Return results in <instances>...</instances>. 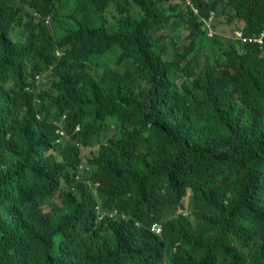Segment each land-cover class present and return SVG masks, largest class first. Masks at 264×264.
I'll return each mask as SVG.
<instances>
[{"label":"trees","instance_id":"obj_1","mask_svg":"<svg viewBox=\"0 0 264 264\" xmlns=\"http://www.w3.org/2000/svg\"><path fill=\"white\" fill-rule=\"evenodd\" d=\"M17 1L0 0V264H264V41H239L198 74L195 42L169 61L154 46L170 21L166 0H84L88 12L119 4L112 30L80 12L64 24L63 0ZM192 2L190 25L225 4L244 37L264 32V0ZM24 5L39 22L26 14L19 41ZM115 49L134 70L108 68L97 81L86 62L101 66ZM48 71L52 95L35 103L31 78ZM180 78L194 86L175 89ZM64 114L71 140L57 143ZM110 119L119 136L91 149L83 172L75 142L94 144ZM57 191L59 209L49 202ZM98 202L129 217L99 219ZM167 204L193 206V218H166Z\"/></svg>","mask_w":264,"mask_h":264},{"label":"rangeland","instance_id":"obj_2","mask_svg":"<svg viewBox=\"0 0 264 264\" xmlns=\"http://www.w3.org/2000/svg\"><path fill=\"white\" fill-rule=\"evenodd\" d=\"M14 1L16 4H20L17 0ZM187 1L188 0H166L164 5L165 9L169 12L170 21L168 23L162 24L159 29L155 30L152 40L156 50H158L161 57L167 61L174 57L175 50L183 51L186 46L190 44V42H195V49L191 57L194 58L196 62V72L199 74L201 69L210 61H215L216 65H219V61L221 63L225 52H228L232 45L236 46L237 49H241V46L238 43L239 40H237L235 37V32L241 30L243 24L238 21H231V9H229L225 4H221L216 8V10H214V18L211 22L214 32L213 36L210 37L208 35L209 32L206 30L207 27L205 24H203V22H197L193 25L188 24V15L190 13L189 9L187 8ZM62 2L63 9L61 10L59 19H61L64 24L72 23V19L67 16H75L76 12H80V14L77 16L78 19L83 20L90 26L96 28L105 26L109 30H112L115 29L113 24L116 23L117 25V19L121 16V10L117 2L109 7L104 13H99L96 11H84L83 9H85L87 4V1L84 0H63ZM131 11L134 14L139 12L137 8L132 6ZM26 14H30L33 18H37L36 22H39L38 16L33 15L31 10L26 5L22 6V23L18 21L13 31L15 35H18L17 40L19 41H21L28 32V28L26 25H24L29 20L25 17ZM181 14H184V18L181 16ZM47 17L49 18L48 23L44 22V25L47 29L49 28L50 31L53 32L54 17L52 14ZM58 56H61L60 52ZM86 64V70L97 81H101L104 72L108 68L120 70L129 69V71L134 70V63L132 59L125 55V50L123 49H115L114 51L103 55L101 66H96L90 61L86 62ZM49 74L50 71H48L45 75V80L43 79V81L33 91L34 96L36 97L35 103L41 102V104H43V102L48 101L50 95H52V92L47 87V85H49V81H47ZM183 83H187L192 87L194 86L192 80L180 78L176 81L174 88L182 91L181 86ZM78 129L79 128L76 130ZM119 132L120 129L118 124L114 120L110 119L107 122L106 128L101 132L99 137L94 140V144L90 146H84L83 144H80L79 157L82 161L80 164H82L83 168L84 166L89 167L88 169H84L83 172L88 170L91 171L92 166L87 161L90 150L93 149L96 151L100 143H107L111 139L116 138V136H119ZM70 172L74 174V170ZM78 172L82 173V170L79 169ZM91 185H94L96 188V181L91 182ZM99 185L97 188H99ZM59 194V191H57L50 196L51 198L49 202L52 208H62L61 197ZM193 209V206H188V208L182 212V210L177 209L176 205L167 204L165 206V217L172 218L179 214H184L186 217L192 219ZM257 241H259V239H256L254 242ZM254 242H252L248 248L244 247L242 251L247 254L248 251L252 249ZM169 253L170 250L167 248L165 259H168Z\"/></svg>","mask_w":264,"mask_h":264},{"label":"built area","instance_id":"obj_3","mask_svg":"<svg viewBox=\"0 0 264 264\" xmlns=\"http://www.w3.org/2000/svg\"><path fill=\"white\" fill-rule=\"evenodd\" d=\"M187 6L190 8V10L193 13H195V15L198 14V9L193 5L192 2L188 1L187 2ZM212 13L210 14V16H209V18L207 20H205V21L203 20L204 23L207 25V28L209 30V35L210 36L213 35V31H212L211 26H210V22L214 18V14H212ZM235 37L237 38V40H240L243 43H247V42H250V43L257 42L259 44H262L263 41H264V32L258 38L252 39V38H246V37H244L243 32L241 30H239V31H236L235 32ZM40 80H41V76L40 75H37L36 78H35V84L37 86L39 85ZM26 89H29V88L27 87ZM38 118H39V116H38ZM61 118L62 119L54 120L53 121V124L56 127V132L58 134L57 139H56V142L57 143H60L64 139L71 140L70 139L71 138L70 135L68 134V132L64 129V127L62 125L63 120L66 119V114L62 115ZM75 144L78 147L80 146V143H75ZM97 186H98V182H97ZM91 188L93 189V192L96 193V190L93 187H91ZM96 208H97V215H98V218L99 219H102L106 215H110V216H115L116 215V216L122 217V218L128 217V215L126 213H120L116 208H114L111 211L105 210L101 206V204L99 202L96 204ZM137 224H139V222H137ZM150 230H152V231H154V232H156V233H158V234L161 235V232H162L161 224L160 223H153L152 226L150 227Z\"/></svg>","mask_w":264,"mask_h":264},{"label":"clouds","instance_id":"obj_4","mask_svg":"<svg viewBox=\"0 0 264 264\" xmlns=\"http://www.w3.org/2000/svg\"><path fill=\"white\" fill-rule=\"evenodd\" d=\"M188 1H190V0H188ZM187 1V2H188ZM190 2H192V1H190ZM193 3V2H192ZM194 5V4H193ZM195 6V5H194ZM196 7V6H195ZM187 8H189L188 6H187ZM197 8V7H196ZM190 9V8H189ZM198 9V8H197ZM212 13V12H211ZM210 13V14H211ZM214 14V13H213ZM35 16H39L37 13H35L34 14ZM210 16V15H209ZM209 16L208 17H204L203 19H202V22H203V24H205L204 23V21L205 20H207L208 18H209ZM48 17H46L45 19H44V21H45V23H48ZM204 20V21H203ZM212 22V21H211ZM211 22H210V26H211ZM206 25V24H205ZM206 27H207V25H206ZM211 29H212V31L214 32V30H213V28H212V26H211ZM208 32H209V30H208V28L206 29ZM242 31V30H241ZM209 35V34H208ZM210 36V35H209ZM211 37V36H210ZM240 41V40H239ZM58 55H59V52H58ZM38 75V73L33 77V78H31V80H32V84L35 86V87H37V85L35 84V78H36V76ZM41 83V82H40ZM39 83V84H40ZM76 143V142H75ZM91 187H93L94 189H95V187L94 186H92V185H90ZM90 187V189L93 191V189ZM128 215V214H127ZM128 217H129V215H128ZM128 217H126V218H128ZM122 218V217H121ZM138 222V221H137Z\"/></svg>","mask_w":264,"mask_h":264}]
</instances>
